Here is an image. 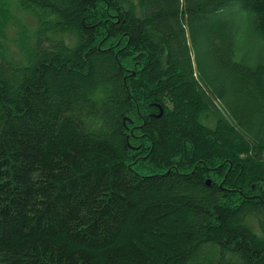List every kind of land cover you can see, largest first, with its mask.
<instances>
[{
	"label": "trees",
	"instance_id": "trees-1",
	"mask_svg": "<svg viewBox=\"0 0 264 264\" xmlns=\"http://www.w3.org/2000/svg\"><path fill=\"white\" fill-rule=\"evenodd\" d=\"M0 264H264V0H0Z\"/></svg>",
	"mask_w": 264,
	"mask_h": 264
},
{
	"label": "rangeland",
	"instance_id": "rangeland-1",
	"mask_svg": "<svg viewBox=\"0 0 264 264\" xmlns=\"http://www.w3.org/2000/svg\"><path fill=\"white\" fill-rule=\"evenodd\" d=\"M14 14L17 17V20L20 22L21 26H23L25 29L23 28H9L8 29V35L9 38L11 39L12 42H10L8 44V46L10 47V50L7 52L8 55V59L10 61H12L13 63H16L17 61H19L21 59L20 54L21 51L20 49L17 47V42L21 41L20 37L21 36H17L16 34L18 33H24V35L28 37L27 40V45L29 48L34 45L35 41H36V35L34 36V32L37 29V23L34 17H32L30 14L28 13H22L19 11H14ZM243 37V42L244 45L247 48H250L252 50V53H259V50L262 47V40L260 39L259 35L257 34V32L254 30L251 22L249 20H246L243 24H242V30H241V37ZM56 38L60 39L61 41H64L67 44H73L75 41V37L73 34H61V35H57ZM194 58V56H193ZM193 65L195 66V64L193 63ZM215 74V71L213 72V75ZM205 123L208 126L207 129V134L210 135L211 133V129H215V122L212 120V118H209L207 121H205ZM206 136V135H204ZM132 149V148H131ZM179 245V244H178ZM181 246V245H180ZM171 254V253H170ZM161 262V260H160Z\"/></svg>",
	"mask_w": 264,
	"mask_h": 264
},
{
	"label": "water",
	"instance_id": "water-1",
	"mask_svg": "<svg viewBox=\"0 0 264 264\" xmlns=\"http://www.w3.org/2000/svg\"><path fill=\"white\" fill-rule=\"evenodd\" d=\"M132 75H134V74L132 73ZM161 113H162V110H161V108H159V114H158V115H155V117H159V116H161ZM126 120H127V118H124V119H123V124H125V121H126ZM128 146H129V148L135 149V148L131 147L130 145H128ZM206 183L209 184L210 181L207 180Z\"/></svg>",
	"mask_w": 264,
	"mask_h": 264
},
{
	"label": "flooded vegetation",
	"instance_id": "flooded-vegetation-1",
	"mask_svg": "<svg viewBox=\"0 0 264 264\" xmlns=\"http://www.w3.org/2000/svg\"><path fill=\"white\" fill-rule=\"evenodd\" d=\"M141 136H142V135H140L139 137H141ZM138 147H139V146H138ZM133 148L136 149L137 147H133ZM143 156H144V155H140L139 157H140V158H145V157H143ZM209 185H210V184H209Z\"/></svg>",
	"mask_w": 264,
	"mask_h": 264
}]
</instances>
